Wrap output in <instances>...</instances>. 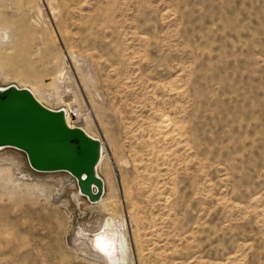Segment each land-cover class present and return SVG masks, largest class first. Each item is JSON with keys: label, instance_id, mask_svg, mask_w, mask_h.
Listing matches in <instances>:
<instances>
[{"label": "rangeland", "instance_id": "rangeland-1", "mask_svg": "<svg viewBox=\"0 0 264 264\" xmlns=\"http://www.w3.org/2000/svg\"><path fill=\"white\" fill-rule=\"evenodd\" d=\"M10 83L103 140L105 193L1 148L0 264H264V0H0Z\"/></svg>", "mask_w": 264, "mask_h": 264}, {"label": "water", "instance_id": "water-1", "mask_svg": "<svg viewBox=\"0 0 264 264\" xmlns=\"http://www.w3.org/2000/svg\"><path fill=\"white\" fill-rule=\"evenodd\" d=\"M7 146L23 150L35 170L70 172L89 201L102 199L103 140L80 124L71 125L65 106L53 108L17 83L0 84V149Z\"/></svg>", "mask_w": 264, "mask_h": 264}, {"label": "bare ground", "instance_id": "bare-ground-1", "mask_svg": "<svg viewBox=\"0 0 264 264\" xmlns=\"http://www.w3.org/2000/svg\"><path fill=\"white\" fill-rule=\"evenodd\" d=\"M32 90V89H31ZM33 91V90H32ZM35 93V92H34ZM36 95V94H35ZM40 99V98H39ZM41 100V99H40ZM42 101V100H41ZM43 102V101H42ZM66 110H67V108H66ZM67 120H68V122L70 123V121H69V119H68V110H67ZM71 124V123H70ZM72 125V124H71ZM86 128V127H85ZM87 129V128H86ZM87 131L88 132H90L88 129H87ZM91 133V132H90ZM92 134V133H91ZM104 146H103V151H102V156H101V160H100V163H102L103 161H104V159H105V152H104ZM80 193V192H79ZM104 195V194H103ZM104 199V196H102V199L101 200H103ZM112 223V222H111ZM112 226H110V230H113V229H116V227L115 228H111ZM123 229H124V225H122L121 226V230L123 231ZM111 232V231H110ZM123 240V239H122ZM123 241H121V240H119V238H118V240H117V248H118V250H116V248H115V246H114V249H109V245H110V243H112V242H110L106 237H104V236H100L99 237V239H98V245H99V247H100V249H102V251L100 250V252L101 253H103L107 258H109V260H111V262L113 263V264H120V262H121V256H120V246H122L121 245V243H122ZM113 245V244H112ZM113 247V246H112ZM122 254V253H121ZM123 256V255H122ZM115 261V262H114Z\"/></svg>", "mask_w": 264, "mask_h": 264}]
</instances>
